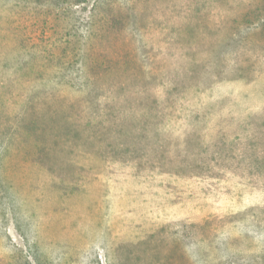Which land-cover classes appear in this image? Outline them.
I'll return each instance as SVG.
<instances>
[{
	"label": "rangeland",
	"instance_id": "rangeland-1",
	"mask_svg": "<svg viewBox=\"0 0 264 264\" xmlns=\"http://www.w3.org/2000/svg\"><path fill=\"white\" fill-rule=\"evenodd\" d=\"M0 264H264V0H0Z\"/></svg>",
	"mask_w": 264,
	"mask_h": 264
}]
</instances>
